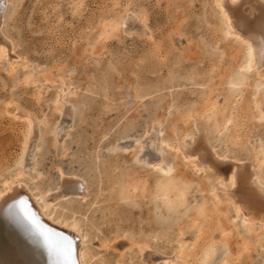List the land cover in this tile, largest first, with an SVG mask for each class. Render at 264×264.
<instances>
[{
  "label": "rangeland",
  "instance_id": "1",
  "mask_svg": "<svg viewBox=\"0 0 264 264\" xmlns=\"http://www.w3.org/2000/svg\"><path fill=\"white\" fill-rule=\"evenodd\" d=\"M6 2L0 33L21 60L12 75L0 70V189L22 164L24 126L8 114L16 103L42 120L41 147L34 153L40 177L20 178L40 196L56 189L60 171L85 180V199L70 197L50 207L55 218L72 222L84 237V264H220L225 258L230 264H264V230L249 232L242 220L235 221L222 183L210 171L184 166L180 152L169 146L175 139L191 144L200 120L221 156L252 161L264 146V121L258 120L251 86L264 81L240 68L242 46L220 40L223 27L214 1ZM141 16L151 38L126 35L123 24ZM115 25L118 32L104 39L106 26ZM24 60L31 66L23 67ZM36 71L39 81L43 74L62 78L76 90L65 101L75 106L72 127L56 145L52 129L59 115L52 106L42 111L36 83L24 82ZM242 77L251 83L243 92L237 83ZM258 96L264 101L263 84ZM210 100L218 105L212 116L205 109ZM146 131L156 136L153 148L184 184L182 206L172 214L161 197H153L162 171L136 159ZM120 141L133 142L136 150L109 149ZM260 175L264 179L262 164ZM218 226L229 237L221 239ZM140 243L148 248L144 257Z\"/></svg>",
  "mask_w": 264,
  "mask_h": 264
},
{
  "label": "bare ground",
  "instance_id": "2",
  "mask_svg": "<svg viewBox=\"0 0 264 264\" xmlns=\"http://www.w3.org/2000/svg\"><path fill=\"white\" fill-rule=\"evenodd\" d=\"M213 1L223 27V36L220 40L231 39L242 46L244 48L242 56L244 63L240 65V68H246L264 81V0ZM6 3V0H0V26ZM133 19L136 23H124L122 26L126 35L151 38L145 18L141 16L139 19ZM118 28L117 25L106 26L104 39L109 38L119 30ZM20 60V55L16 54L11 41L0 33V70L12 75ZM23 62V67L31 66L28 61L24 60ZM36 73L37 71L30 72L24 82L28 84L29 79H32L36 83L35 100L42 111L48 106H52L59 115L52 129V145H56L62 135L72 127L75 106H68L65 101L66 95H74L76 90L62 78L53 80L43 74L44 79L39 81L35 79ZM237 83L241 92H243V88L251 85L245 77H242ZM262 84L264 86L263 82L256 81L251 85L255 91L254 105H256L259 121H264V101L258 96ZM215 104V101L211 102L210 100V105L205 108L210 116L218 108L216 107L218 105ZM9 105L8 102L7 106ZM13 105V111H8V114L24 126L23 155L21 169L15 173L14 180H3V188L0 189V264H84L86 255L82 249L85 243L84 237L80 235L72 222L68 223L66 220L60 219L59 216L58 219L55 218L50 207L55 202L70 197L82 195L81 198L85 199L87 192L85 180L78 175L67 177L64 172L58 170L60 173L59 185L54 191L48 189L40 196L34 191V188L32 189L24 179L20 178L25 174L32 176L33 179L40 177V174L34 169V153L38 152L41 147V143L38 141L41 136L39 126L42 120L37 119L31 111L18 104L14 103ZM195 125L196 133L192 136L191 144L184 139H175L169 144L170 148L180 152L184 166L197 173L210 171L215 179L222 183L225 201L232 207L235 221L242 220L249 232L253 231L255 227H258L260 231L264 230V179L260 175V164L264 166V146L258 148V156L252 161L227 158L219 155L215 146L208 140L204 121H196ZM155 140L156 136L146 131L144 139L138 142L141 149L136 153V159L153 162L154 166L162 171L163 178L157 179L155 184L158 193L153 197H161L164 210L168 214H172L179 205L182 206V199L185 196L184 184L179 180L176 181L172 175L171 166L164 163L158 151L153 148L152 143ZM135 148L133 142L124 141L109 146L112 151L130 149L131 152H134ZM212 195L217 205L219 196H217L215 188H212ZM158 197L156 199H159ZM199 210L202 211V207ZM217 233L223 240L229 237V231L221 229L219 226ZM66 242L71 244L70 253ZM260 244L264 246V239L260 240ZM102 246L107 247L110 244L103 243ZM137 246L140 249L138 252H141V256L144 257L146 245L140 243ZM211 252H213L212 249ZM175 261L173 260L171 263ZM220 264H230L229 259H223Z\"/></svg>",
  "mask_w": 264,
  "mask_h": 264
},
{
  "label": "snow or ice",
  "instance_id": "3",
  "mask_svg": "<svg viewBox=\"0 0 264 264\" xmlns=\"http://www.w3.org/2000/svg\"><path fill=\"white\" fill-rule=\"evenodd\" d=\"M22 203V202H21ZM66 247H67V249L69 250V253H70V249H71V244H70V242H66Z\"/></svg>",
  "mask_w": 264,
  "mask_h": 264
}]
</instances>
